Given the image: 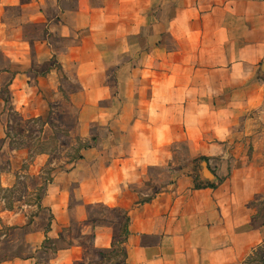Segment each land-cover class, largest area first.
Segmentation results:
<instances>
[{"label": "crops", "instance_id": "1", "mask_svg": "<svg viewBox=\"0 0 264 264\" xmlns=\"http://www.w3.org/2000/svg\"><path fill=\"white\" fill-rule=\"evenodd\" d=\"M0 53L18 67L7 89L15 111L24 112L17 102L28 82L52 73L32 65L53 59L72 67L80 86L77 135L96 137L95 125L108 133L51 174L42 236L67 244L48 264L106 262L91 254L110 251L117 232L91 219L87 208L97 205L129 218L126 264H240L264 243V224L250 228L247 207L264 193V134L233 140L264 103V0H0ZM233 143L235 164L213 186L195 187L201 173L171 166V147L185 145L187 158L212 169ZM36 157L43 167L47 156ZM151 169L168 181L140 203L141 184L160 182ZM12 215L20 217L14 229L27 225L24 214Z\"/></svg>", "mask_w": 264, "mask_h": 264}, {"label": "rangeland", "instance_id": "2", "mask_svg": "<svg viewBox=\"0 0 264 264\" xmlns=\"http://www.w3.org/2000/svg\"><path fill=\"white\" fill-rule=\"evenodd\" d=\"M32 66V69L37 73L44 71L49 72L50 70L52 73L50 74L49 79H43L41 82L31 79V81L28 82L30 85L25 86L23 94L18 97L19 102H17V104L20 106L23 105L25 108L24 112L22 111L20 113L26 117H32L39 114H43L44 116L47 115L44 119L47 120L52 127L45 126L41 135L34 132L33 137L40 136L39 142L44 143L47 152L50 154L51 164L49 167L55 165L63 166L70 160V157L74 152L71 145H73V133L76 131L77 125L75 107H79L83 104V96L78 94L80 86L74 78L73 68L71 67L65 71L55 64L53 59L42 64L34 63ZM0 68H5L8 71V73L0 74V94H3L4 91L8 89L11 75L18 71V67L16 65L9 66L0 53ZM43 76H45V74H43ZM52 81H54V88H50L49 86ZM110 83H112V81H110ZM12 101L10 95V104L12 108H14ZM111 102H113L112 99L106 100L103 101L101 105L106 106ZM18 105L16 106L19 108ZM7 107L8 106L5 105V103L0 101V140L5 139ZM249 119L251 120L250 127L248 126L245 128L243 126H238L233 130V140L238 141L245 137L256 139L264 134V103L260 112H252L249 114ZM239 121L242 122V118ZM13 127L14 131L12 134H20L17 138L18 140H16L23 141L27 145L32 146V142L34 141L33 139L28 140L29 132L26 129L24 130L23 126L22 128L17 127L15 123H13ZM92 131L96 137L87 138L85 140L90 141L91 139H95V142H97L98 138H103L108 134L105 129H102L97 125L92 127ZM246 134H248V136H246ZM234 147V143L225 146V155L223 159H215L211 163L212 169H210L207 159L190 160L189 157L187 158L188 150H186L185 145L180 144L175 148L171 147V151L173 152L171 166L173 167V170L177 171V169H184V173L191 174L193 177H198L201 173L202 165L204 164L205 168L213 178L211 180L198 182L195 184V187H200L201 185L212 186L218 182L220 183L221 181H224L228 177L235 164V158L232 154ZM249 147L245 149L247 154L251 151V147ZM27 155L28 154H25V152L20 150L10 151L7 142L3 144L0 152V165L5 164L7 161L9 163L7 171L3 172L0 176V182L3 187H6L11 183L16 185V190L13 193L10 202L14 208L20 207L24 212V215L36 212L35 199L38 195H41V192H38L35 188L39 187L41 184V177L45 178L46 173L44 172H47V168L45 166L42 167L44 161L42 160L43 158L34 157V159H29L27 158ZM257 162L258 164L260 163L261 166H264V158L257 160ZM24 164L28 165L27 169L22 168ZM150 172L151 176L160 180V182L152 183L150 181L141 184L138 200L140 203L150 200L154 193L159 190L160 186L168 181L167 175H161L160 177L157 176L158 174H161V169H151ZM179 174L180 173L173 172L172 180L177 178ZM1 197L2 194H0V207L8 201V199L6 200ZM247 207L252 213L250 228H259L264 220V193L253 198ZM87 210L89 211L91 219L98 223L111 224L116 228L115 233L117 232L118 222L115 213L107 210L101 205L88 207ZM17 212L19 211L15 208L12 212L4 211L0 213V217L2 219L4 218L6 222L8 221V224H14L13 226H10L12 230L9 232L5 229H0V264H26L28 262L25 263L23 260L30 259L31 257L36 259L35 264H48L47 262L50 258L51 250H56L57 248L64 246L67 244V240L64 239L65 243L58 241L54 245L52 242L49 243L43 239L42 234L46 233L45 228L49 217L45 210L38 213L32 224L25 225L21 229H14V227H17L15 224L18 223L20 217L12 218V214H22ZM7 234L8 237H5L4 235ZM40 242L41 244H39ZM43 243L44 246L49 247L47 249L50 250L43 251ZM35 245L37 247L39 245L40 247L37 252L35 251L37 248ZM13 255H17L18 257L12 258ZM91 256L94 257V259L95 257L101 258L99 253L92 252ZM120 261L121 259L119 258L118 262L116 259H110L107 264H120Z\"/></svg>", "mask_w": 264, "mask_h": 264}, {"label": "trees", "instance_id": "3", "mask_svg": "<svg viewBox=\"0 0 264 264\" xmlns=\"http://www.w3.org/2000/svg\"><path fill=\"white\" fill-rule=\"evenodd\" d=\"M0 99L5 103V105L8 106L7 109L5 108L6 113H7L5 139L0 140V152H1L3 144L7 142L8 148L10 151L26 150L28 154L27 158L29 159H32V158L34 159V157L39 156V155L48 156V159L44 165L47 168V172L46 171L44 172L46 173V177L45 178L41 177V184L39 185V187L35 188L36 190H38V192H41V195H38L37 198L35 199L36 212L25 214V216L28 219L27 225H30L32 224L33 219L37 217L38 213L42 210H45V208H43L41 205V200L45 194V190H46L48 183L51 181L52 172L55 171L56 169L63 168L65 165L71 164L72 162L80 159L81 158L80 151L91 148V146L95 142V139H91L90 141L81 139L77 135V132L75 131L73 133V145H71L74 152H73V155L70 157V160L66 162L63 166L55 165V166L49 167L51 164L50 154L47 152L44 143L39 142L40 136L33 137V134L34 132H37L41 135L43 133L45 126L52 127L50 123H48L47 120H44L40 117L24 119L20 113H18L12 108L10 104V97H9L8 90L4 91L3 94H0ZM13 123H15L17 127L22 128L23 126L24 130L26 129L29 132L28 140L33 139L34 141L32 142V146L27 145L23 141H17L18 140L17 138L20 134L19 133L12 134V132L14 131ZM27 167L28 165L24 164L22 168L27 169ZM8 168H9L8 161L5 164L0 165V176L3 172L7 171ZM42 174H43V171H42ZM15 190H16V185H13L11 188H4L2 187L1 182H0V194H2L1 198L6 199V200L8 199L7 203H5L2 207H0V213L4 211L12 212L13 209L16 208L19 211L17 213L24 214V212L21 210L20 207L14 208L12 203L10 202V199L13 193L15 192ZM111 212L116 214V220L118 222L117 234L113 237L111 250L108 252H99V256L101 257L100 258L101 262L106 261V263H108L110 259H116L118 262V258H119L121 259L120 264H126L125 243L127 241V236L129 233L128 231L129 218L126 212L122 210L115 209V210H111ZM50 221H51V216H49L47 219V225L45 228V232L49 230ZM261 224H264V220ZM0 229H5L8 232L12 230L11 227L4 225L1 217H0ZM4 236L8 237V234ZM45 241L51 243V241L48 239H46ZM42 248H48V247L44 246V243H43ZM15 257H18V256L13 255L12 258H15ZM240 264H264V243L259 245L257 248H255Z\"/></svg>", "mask_w": 264, "mask_h": 264}, {"label": "water", "instance_id": "4", "mask_svg": "<svg viewBox=\"0 0 264 264\" xmlns=\"http://www.w3.org/2000/svg\"><path fill=\"white\" fill-rule=\"evenodd\" d=\"M201 175L203 176V178H205V180H211L213 178L205 168L204 164L202 165Z\"/></svg>", "mask_w": 264, "mask_h": 264}]
</instances>
